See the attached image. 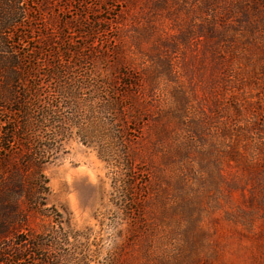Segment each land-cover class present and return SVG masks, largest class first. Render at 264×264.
Here are the masks:
<instances>
[{
    "label": "rangeland",
    "instance_id": "obj_1",
    "mask_svg": "<svg viewBox=\"0 0 264 264\" xmlns=\"http://www.w3.org/2000/svg\"><path fill=\"white\" fill-rule=\"evenodd\" d=\"M28 2L46 55H92H62L67 81L92 70L124 106L118 151L74 134L42 167L71 234L49 264H264V0Z\"/></svg>",
    "mask_w": 264,
    "mask_h": 264
},
{
    "label": "trees",
    "instance_id": "obj_2",
    "mask_svg": "<svg viewBox=\"0 0 264 264\" xmlns=\"http://www.w3.org/2000/svg\"><path fill=\"white\" fill-rule=\"evenodd\" d=\"M29 5L28 0H0V264H25L28 258L33 259L30 264H49L48 251L71 234L61 213L47 202L50 189L42 167L64 152L74 134L84 143L98 141L100 155L108 158L120 143L108 117L124 113L121 102L101 96L113 87L92 70L67 81L70 68L62 63V55H76V65L92 61V55L70 48L46 55L43 48L52 41L34 35L32 22L41 13ZM27 21L31 24L25 29ZM89 29L84 30L86 36L94 33ZM35 39L42 46L34 45ZM44 85H54L53 94L43 92ZM83 101L92 105L90 118H82ZM30 214L54 220L56 226L24 234Z\"/></svg>",
    "mask_w": 264,
    "mask_h": 264
}]
</instances>
